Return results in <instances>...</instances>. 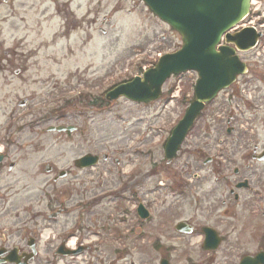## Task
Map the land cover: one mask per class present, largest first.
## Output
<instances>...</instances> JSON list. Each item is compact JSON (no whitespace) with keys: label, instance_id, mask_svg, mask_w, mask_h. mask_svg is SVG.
<instances>
[{"label":"rangeland","instance_id":"374dc122","mask_svg":"<svg viewBox=\"0 0 264 264\" xmlns=\"http://www.w3.org/2000/svg\"><path fill=\"white\" fill-rule=\"evenodd\" d=\"M261 2L259 13L254 16L256 19L262 18L264 13V0ZM180 46V36L154 16L141 0H12L10 4L1 3L0 151L10 146L8 140H13L11 145L27 146L32 152L29 161L32 184L20 200L30 199L33 212L46 211L48 196H54L60 188L51 190V186L43 184L48 177L40 173L39 162H56L58 166L68 167L78 153L88 150L107 151L121 162L124 155H130L132 161L124 162L123 170L127 175L140 172L141 190L153 202L159 234L163 242L172 246L173 259L181 264L188 256L198 259L197 245L189 246L188 238L174 228L177 222L189 216L190 194L208 196V201L210 198L228 200L231 198L229 186L223 178L236 181L246 177L249 171L257 174L254 181L264 179V162L251 159L253 146L244 158L242 148L233 158L231 153L221 157L217 152L218 139L211 137L219 131L216 120H225L231 110L238 111L240 107V112L246 110L244 100L249 98L241 97L243 104L239 96L225 103L220 96L207 106L205 117L197 124L196 129L205 132L201 139L205 156L219 158L223 175L216 174V167L209 164L200 170L186 167L188 154L185 151L190 141L183 145L180 156L171 164L164 158L165 142L193 99L196 73L169 79L160 99L153 103L135 104L123 98L110 105L103 102L106 90L140 75L144 68L153 65L154 53L174 52ZM253 53L245 58L251 60L254 68ZM254 59L260 60L258 67L264 71V58L257 59L255 55ZM5 68L9 69L5 71ZM18 70L20 73L16 74ZM255 75L257 80L242 88L244 95L252 94L253 102L259 89L264 98V79L259 77L264 74ZM80 93L90 94L93 107L88 108L77 98ZM22 100L26 102L21 106ZM64 101L74 103L73 107L64 106ZM248 116V112L240 113L239 130H250ZM65 124H77L85 135L45 132L48 126ZM261 125L264 127V123ZM263 127L258 128L262 131L258 138L259 148L264 143ZM135 148L142 152L141 155L133 153ZM107 166L111 167L108 179L115 184L117 167L110 162L103 165V171ZM234 166L245 174L236 176ZM63 189L61 200L66 208L73 205L79 192L74 186ZM241 195L247 199L251 193L241 192ZM57 204L54 202L53 209H57L54 207ZM134 204L136 201L128 202V209ZM229 208L238 209L235 204H229ZM220 210L222 208L217 215ZM236 214V217L218 215V222H221L218 229L225 234V241L217 254V262H225L228 254L234 253L231 250L235 251L237 246L236 233L255 223L250 212L248 216ZM208 221L211 224L214 220ZM162 256L163 253L160 258Z\"/></svg>","mask_w":264,"mask_h":264},{"label":"flooded vegetation","instance_id":"af4514ba","mask_svg":"<svg viewBox=\"0 0 264 264\" xmlns=\"http://www.w3.org/2000/svg\"><path fill=\"white\" fill-rule=\"evenodd\" d=\"M246 77L247 75L243 79ZM248 80L257 79L256 76L251 78L250 74L244 83ZM262 99L264 98L259 89L255 102L249 103L246 110L240 112L242 115L249 113L250 130H239V112H233L225 120H216V129L219 131L211 137L218 139L217 152L221 157L231 153L233 158L242 148L241 155L244 158L249 154L251 146L252 160L263 156L264 143L262 148L258 145L262 132L258 128H262L261 124L264 123V118L261 119L264 110ZM223 106L220 109H223ZM204 116L203 113L200 118ZM196 127L197 124L187 138L192 144L186 146V167L190 170H200L209 164L216 167V174L219 175L222 162L217 157L205 156L204 148L201 147L205 132H200ZM75 133L85 135V131L79 130V127ZM137 149L135 148L133 153L141 155L142 152ZM31 154L27 146L13 145L3 148L0 152V183L3 184L0 186V264H160L161 253H166L164 258H167L168 264H181L173 259L170 250L172 247L161 239L159 222L155 220L158 217L153 212V202L149 200V195L141 190L143 183L139 179L140 172L127 175L123 170V163L132 161L130 155H124L121 162L119 158L111 157L107 151L88 150L78 153L68 167L58 168L56 162H39L40 173L48 177L43 184L51 186V190L60 188L53 199L46 202V211L33 212L30 199L26 202L20 200L22 196L27 195V189L32 184V171L29 166ZM87 154L96 158L93 166L84 167L76 162ZM239 155L240 153L237 160ZM110 162L117 167L115 184L108 179L109 173L111 177V167H105V171L102 169L103 165ZM233 173L236 176L245 174L236 166ZM61 174L63 177L58 178ZM246 174V177L232 182L229 178H223L229 186L231 198L228 200L218 201L210 198L208 201V196L190 194L187 205V221L191 232L187 236L188 245L194 246L198 243L199 253L198 259L188 256L183 264H241L245 256L264 252V221L256 220H264V179L254 181L257 175L255 172L248 171ZM239 184L242 185L239 187ZM67 186L76 187L79 195L75 196L77 199L72 206L70 204L65 208L61 193ZM186 192L188 193V189ZM241 192H250L251 195L243 199ZM130 201L142 202L143 210L138 211L137 207L128 209L127 204ZM54 202L58 203L54 206L58 209L51 211ZM229 204L237 205V211L236 208H229ZM219 208H222L218 214L221 216L236 217V213L248 216L250 212L251 220L255 219L251 227H244V231L236 233V249L231 250L234 253L228 254V259L223 263L222 260L217 262V254L223 246V241L215 252L203 250L205 235L202 229L207 226L221 227L217 215ZM201 219H204L205 223H202ZM210 219L214 220L211 224L208 221ZM222 237L224 240L223 235ZM249 244L250 247H246ZM73 251L81 253L74 255ZM252 262L255 264V261ZM263 263L264 261L259 264Z\"/></svg>","mask_w":264,"mask_h":264},{"label":"water","instance_id":"95a60500","mask_svg":"<svg viewBox=\"0 0 264 264\" xmlns=\"http://www.w3.org/2000/svg\"><path fill=\"white\" fill-rule=\"evenodd\" d=\"M151 11L182 36V46L174 53L163 55L154 67L131 81L119 84L106 94L114 100L125 97L133 102L147 103L157 100L163 84L172 75L188 71L197 72L199 79L194 89V100L185 115L173 129L165 145V157L171 161L195 119L206 103L230 86L237 75L246 72L235 48L218 46L223 33L237 24L249 11L251 0H143ZM261 34L247 28L225 36L228 44L247 51ZM73 126H50L47 131H73ZM87 164L94 160L84 158ZM179 232H188L186 222L176 225ZM205 246L215 249L218 239L215 230L206 228ZM211 247V248H210ZM77 253V252H74ZM261 256H257L259 261Z\"/></svg>","mask_w":264,"mask_h":264}]
</instances>
